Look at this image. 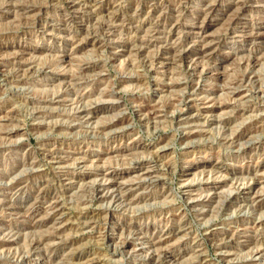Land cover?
I'll list each match as a JSON object with an SVG mask.
<instances>
[{"label": "rangeland", "instance_id": "374dc122", "mask_svg": "<svg viewBox=\"0 0 264 264\" xmlns=\"http://www.w3.org/2000/svg\"><path fill=\"white\" fill-rule=\"evenodd\" d=\"M237 2L0 0V264H264V0ZM245 230L229 259L209 236Z\"/></svg>", "mask_w": 264, "mask_h": 264}, {"label": "bare ground", "instance_id": "6f19581e", "mask_svg": "<svg viewBox=\"0 0 264 264\" xmlns=\"http://www.w3.org/2000/svg\"><path fill=\"white\" fill-rule=\"evenodd\" d=\"M243 1L244 0H238V2H237V4L238 5H242L243 4ZM164 6V5H163ZM238 7V6H237ZM241 8H242V6H240ZM239 7V8H240ZM244 7V6H243ZM21 8V7H20ZM241 8H240V10H241ZM10 10V9H9ZM20 10V9H19ZM31 10V9H30ZM240 10H236L235 11V13L234 14H236V15H234V16H236V17H239L241 14H240ZM242 11V10H241ZM3 12V11H2ZM6 12H7V9H6ZM31 12V11H30ZM215 12V7L214 6H206V5H204V9H200V11L198 12V14L197 15H199V16H201V14H211V13H214ZM18 13V12H17ZM23 13V12H22ZM115 14V13H114ZM27 23V22H26ZM173 26V25H172ZM28 27V26H27ZM111 33V32H110ZM196 33V32H195ZM252 33V32H251ZM256 34V33H255ZM263 34V33H262ZM96 35V34H95ZM247 35V34H246ZM263 35H258V34H256V35H252L251 37H254V38H258V39H261V37H262ZM198 37V36H197ZM209 37L210 36H207V37H205V38H199V43H201V44H204V43H206L207 42V40L209 39ZM158 41V40H157ZM216 41V40H215ZM211 42H213V41H211ZM211 44V43H210ZM213 44V43H212ZM154 45V44H153ZM124 46V45H123ZM193 46V45H192ZM171 47V46H170ZM170 49V48H169ZM183 49V48H182ZM118 51H119V49H118ZM194 52V51H193ZM204 52H201V51H198V52H196L195 54L194 53H188L189 55H193L194 54V56H197V55H201V54H203ZM176 55V54H175ZM179 55V54H178ZM191 55V56H192ZM182 57H184V56H182ZM185 58V57H184ZM173 62V61H172ZM183 63V62H182ZM169 65V64H168ZM197 65V64H196ZM201 65V64H200ZM193 67V66H192ZM38 71V70H37ZM207 72V71H206ZM15 74V73H14ZM21 75V74H20ZM217 75V74H216ZM80 76V75H79ZM24 77V76H23ZM195 77V76H194ZM83 78V77H82ZM203 78V77H202ZM251 78V77H250ZM76 80V79H75ZM81 80V79H80ZM251 80H253V78H251ZM255 80V79H254ZM262 80V79H261ZM257 81H259V80H257ZM257 81H253L251 84H253V85H255V84H257L258 82ZM250 84V83H249ZM189 85V84H188ZM193 86V85H192ZM241 87V86H240ZM239 87V88H240ZM234 89V91H237L238 89L237 88H233ZM260 89V88H259ZM192 90H194V89H192ZM171 91V90H170ZM173 91H174V89H173ZM114 92V91H113ZM108 93H111V92H108ZM230 93V92H229ZM114 94V93H113ZM233 94H235V93H233ZM249 94V93H248ZM247 94V95H248ZM259 94L260 95H263L264 96V86L262 87V90L260 89V92H259ZM180 95V94H179ZM241 95V94H240ZM243 96V98L240 100V101H244V104H242V106H240L239 107V105L237 104V106L235 105V109L237 110V109H239V110H241V111H243L242 109H244V107H245V105L247 104V106H248V104L250 103V101L248 100L249 98V96ZM198 96H200V95H198ZM206 96V95H205ZM81 97V96H80ZM79 97V98H80ZM110 97H111V95H110ZM180 97V96H179ZM193 97V96H192ZM196 97V96H195ZM262 97V96H261ZM86 98H87V96H86ZM104 98V97H103ZM177 98H178V95H177ZM194 98V97H193ZM248 98V99H247ZM264 98V97H263ZM84 99V98H83ZM89 99V98H88ZM114 99V98H113ZM179 99V98H178ZM186 99V98H185ZM79 100V99H78ZM180 100V99H179ZM183 99H181V101H182ZM187 100V99H186ZM191 100V99H190ZM79 101H81V100H79ZM84 101V100H83ZM82 101V102H83ZM107 101V100H106ZM176 101V100H175ZM242 101V102H243ZM81 102V103H82ZM101 102V101H100ZM110 102V101H109ZM113 102H115V101H113ZM171 102V101H170ZM176 102H178V101H176ZM183 102V101H182ZM181 102V103H182ZM187 102V101H186ZM197 102V101H196ZM107 103V102H106ZM112 103V102H111ZM173 103V102H172ZM180 103V102H179ZM238 103H239V101H238ZM262 103V102H261ZM114 104V103H113ZM112 104V105H113ZM115 104H117L116 102H115ZM167 104V103H166ZM176 104V103H175ZM229 104V103H228ZM251 104H253V103H251ZM80 105V104H79ZM83 105V104H82ZM94 105V104H93ZM233 105V104H232ZM231 105V106H232ZM258 105V107H256L255 106V108L253 109V110H256V111H262V109H263V107L262 106H259V104H257ZM262 105V104H261ZM92 106V105H91ZM79 107V106H78ZM233 107H234V105H233ZM243 107V108H242ZM254 107V106H253ZM252 107V108H253ZM79 108H82V107H79ZM101 108V107H100ZM116 108V107H115ZM159 108V107H158ZM161 108H163V107H161ZM208 109H210V110H206L207 111V113L208 112H213L212 111V109H219V110H221V109H223V108H225L224 106H217V105H210L209 107H207ZM230 108V107H229ZM242 108V109H241ZM246 108V107H245ZM57 109V108H56ZM76 109H77V107H76ZM145 109V108H144ZM164 109V108H163ZM162 109V110H163ZM84 110H85V108H84ZM102 110V109H101ZM233 110V109H232ZM248 110V109H247ZM77 111V110H76ZM87 111V110H86ZM92 111V110H91ZM106 111H107V109H106ZM111 111H113V110H111ZM116 111V110H115ZM141 111V110H140ZM139 111V112H140ZM144 111H146V110H144ZM252 111V110H251ZM114 112V111H113ZM244 112H245V110H244ZM254 112V111H253ZM40 113V112H39ZM68 113V112H67ZM95 113V112H94ZM243 113V112H242ZM52 114V113H51ZM85 114V113H84ZM98 114V113H97ZM140 114H142V113H140ZM156 114V112L155 111H151V112H148V113H146V112H143V114H142V116H141V118H143L144 120H149L150 118H153L152 116L153 115H155ZM161 114V113H160ZM215 114V113H214ZM88 115V114H87ZM196 115V114H195ZM244 115H246V114H244ZM85 116V115H84ZM83 116V117H84ZM162 116V115H161ZM184 116V115H183ZM198 116V115H197ZM207 116V115H206ZM211 116V115H210ZM224 116V115H223ZM73 117V116H72ZM75 117V116H74ZM73 117V118H74ZM80 117H81V115H80ZM106 117V116H105ZM112 117V116H111ZM196 117V116H195ZM199 117V116H198ZM214 117V116H213ZM216 117V116H215ZM36 118V117H35ZM86 118H88V117H86ZM125 118V117H124ZM189 118V117H188ZM210 117H208V119H209ZM264 118V117H263ZM6 119V118H5ZM50 119V118H49ZM81 119V118H80ZM79 119V120H80ZM106 119V118H105ZM140 119V118H139ZM207 119V120H208ZM141 120V119H140ZM151 120V119H150ZM194 120V119H193ZM192 120V121H193ZM196 120V119H195ZM188 120H186L185 122L186 123H188L187 122ZM85 122V121H84ZM112 122V121H111ZM143 122V121H142ZM191 122V121H190ZM195 122H197V121H195ZM208 122V121H207ZM262 122V121H261ZM144 123V122H143ZM192 123V122H191ZM100 124V123H99ZM108 124V123H107ZM106 124V125H107ZM125 124V123H124ZM224 124V123H223ZM89 126V125H88ZM86 127V126H85ZM111 127V126H110ZM114 127V126H113ZM115 127H117V125L115 126ZM121 127V126H120ZM250 128V127H249ZM5 129V128H4ZM106 129V128H105ZM221 130H222V128H221ZM252 130V129H251ZM113 131V130H112ZM106 134V133H105ZM235 134V133H234ZM233 134V135H234ZM232 135V134H231ZM232 135V136H233ZM245 136V135H244ZM190 137V136H189ZM234 137V136H233ZM243 137V135H239V136H237L235 139H236V141H240V139ZM10 138V137H9ZM250 139V138H249ZM231 141V140H230ZM242 141V140H241ZM7 142V141H6ZM233 142V141H232ZM237 142V143H238ZM14 143V142H13ZM15 144V143H14ZM235 144V143H234ZM137 145V144H136ZM11 146V145H10ZM235 147V146H234ZM131 154V153H130ZM161 155V154H160ZM53 157V156H52ZM158 157H159V155H158ZM52 159V158H51ZM55 158H53V160H54ZM160 159V158H159ZM164 159V158H163ZM167 159V158H166ZM157 160V159H156ZM27 161V160H26ZM55 161H57V159L55 160ZM60 161V160H59ZM62 162V161H61ZM154 163V162H153ZM30 164V163H29ZM157 164H159V163H157ZM33 165V164H32ZM25 166V165H24ZM141 166V165H140ZM166 167H168V166H166ZM259 167V166H258ZM154 169V168H153ZM109 170V169H108ZM117 170V169H116ZM146 170H147V168H146ZM155 170V169H154ZM157 170V169H156ZM114 171V170H113ZM255 171V170H254ZM88 172V171H87ZM123 172V171H122ZM145 172V171H144ZM159 172V171H158ZM157 172V173H158ZM257 172V171H256ZM129 173V172H128ZM138 173V172H137ZM126 174V173H125ZM131 174V173H130ZM153 174V172H152V170L151 171H146L143 175L146 177V176H148V178H149V176H151ZM247 174H248V170H247ZM79 175V174H78ZM108 175H110V174H108ZM141 175V174H140ZM253 175V174H252ZM111 176V175H110ZM136 176V175H135ZM91 177V176H90ZM137 178H138V175L136 176ZM137 178H136V180H137ZM151 178H153L152 176H151ZM155 178V177H154ZM104 179V178H103ZM118 179V178H117ZM157 179V178H156ZM143 180V179H142ZM148 180H150V179H148ZM152 180V179H151ZM154 180V179H153ZM160 180V179H159ZM128 181V180H127ZM134 181V180H133ZM139 181V180H138ZM141 181V180H140ZM143 181H145V179L143 180ZM108 182V181H107ZM129 182V181H128ZM136 181H134V183H135ZM142 182V181H141ZM148 182V181H147ZM89 183V182H88ZM96 183V182H95ZM124 183V182H123ZM122 183V184H123ZM134 183H131V181H130V183L129 184H134ZM138 183V182H137ZM150 183V182H149ZM97 184V183H96ZM100 184V183H99ZM98 184V185H99ZM103 184V183H102ZM105 184V183H104ZM125 184L127 185V183H126V181H125ZM125 184H123L124 186H125ZM92 185H95L94 183L92 184ZM121 185V184H120ZM70 186H72V185H70ZM82 186V185H81ZM90 186V185H89ZM100 186V185H99ZM115 186H117V185H113V184H109L108 183V185H102V189H103V193H102V198L101 199H108V198H113V199H115V200H118V201H120L121 199H123V198H126V197H128V195L130 194V193H132L133 191H134V189H128V190H126L127 192H123V187H122V189H121V187H119L120 189H118V192H119V194H118V196L116 195L115 196V194L114 195H110V192L112 191V190H110L112 187H115ZM128 186V185H127ZM130 186V185H129ZM132 186H134V187H136L137 188V190H142V189H145L144 188V183H138V184H136L135 183V185H132ZM149 187H151V184H150V186ZM235 187V186H234ZM44 188H45V186H44ZM94 188V187H93ZM131 188V187H130ZM75 189V188H74ZM115 189V188H114ZM125 189V188H124ZM127 189V188H126ZM214 189H216V187L214 188ZM213 189V190H214ZM146 190V189H145ZM99 191V190H98ZM242 191V193H244V192H246V191H251V190H249V189H246L245 188V190H241ZM262 191V190H261ZM41 192V191H40ZM99 193H101V192H99ZM137 193V192H136ZM141 193H142V191H141ZM223 193V192H222ZM237 193H239V192H237ZM139 194V193H138ZM148 194V193H147ZM221 194V193H220ZM257 194V193H256ZM264 194V193H263ZM134 195H136V194H134ZM212 195V194H211ZM214 195H217L218 196V194H214ZM262 195V194H261ZM101 196V195H100ZM126 196V197H125ZM209 196V195H208ZM224 196H225V194H224ZM223 196V197H224ZM232 196V195H231ZM250 196V195H249ZM254 196H256V195H254ZM99 197V196H98ZM133 197V196H132ZM139 197V196H138ZM142 197V196H141ZM148 197V196H147ZM238 197V196H237ZM247 197V196H246ZM95 198V197H94ZM97 198V197H96ZM100 198V197H99ZM144 198V197H143ZM153 198V197H152ZM202 198V197H201ZM225 198V197H224ZM223 198V199H224ZM229 198V197H228ZM227 198V199H228ZM98 199V198H97ZM133 201L135 200V199H133V198H131ZM142 199V198H141ZM213 199H215V197L213 196L211 199H209L208 200V202L207 201H194V205L192 206L193 208H197L198 209V207H200V208H202V207H205L206 205H208V203L210 204V202H211V200H213ZM226 199V200H227ZM251 199V198H250ZM253 202H252V204H253V206H252V208L254 207L255 209H263L264 208V196H260L259 194H258V196H256V197H253ZM59 200V199H58ZM124 200H126V199H124ZM123 200V201H124ZM130 199H128V201H129ZM231 200H233V198L231 199L230 198V202L229 203H227V204H230L231 203ZM244 200V199H243ZM248 200V199H247ZM56 201V200H55ZM92 202H93V200H91ZM101 201V200H100ZM99 201V202H100ZM156 201V200H155ZM224 201H225V199H224ZM223 201V202H224ZM229 201V200H228ZM236 201H238V200H236ZM249 201V200H248ZM97 202H98V200H97ZM122 202V201H121ZM247 202V201H246ZM145 203V202H144ZM239 203V202H238ZM243 203V202H242ZM241 203V204H242ZM49 205H50V203H48ZM51 204H52V201H51ZM57 204V203H56ZM55 203H54V201H53V204L50 206V208H49V214H48V216L49 217H58V216H60V217H62V212H60L57 208V205H56ZM121 204V203H120ZM220 204V203H219ZM226 204V205H227ZM233 203H231V206L230 207H232L233 205H232ZM244 204V203H243ZM38 205V204H37ZM224 205H225V203H224ZM122 206V205H121ZM241 206V205H240ZM191 207V208H192ZM216 207V206H215ZM242 207V206H241ZM20 208H22L21 206H18L17 208H13V206H12V208H10V211L11 212H17V210H19ZM239 208V207H238ZM34 209V208H33ZM61 209V208H60ZM206 209V208H205ZM194 210V209H193ZM256 210V211H257ZM26 211V210H25ZM195 211V210H194ZM199 211V210H198ZM203 211V210H202ZM15 212V213H16ZM92 212V211H91ZM10 213V212H9ZM65 213V212H64ZM196 213V212H195ZM199 213V212H198ZM200 213H202V212H200ZM203 213H204V211H203ZM5 214V213H4ZM3 214V215H4ZM100 214V213H99ZM113 215V214H112ZM64 216V215H63ZM85 216V215H84ZM43 217V216H42ZM59 217V218H60ZM5 218V217H4ZM41 218V217H40ZM46 218V217H45ZM44 218V219H45ZM80 218H81V216H80ZM86 218V217H85ZM93 218V217H92ZM84 219V218H83ZM91 219V218H90ZM97 219V218H96ZM55 220V219H54ZM85 220V219H84ZM38 221V220H37ZM56 221V220H55ZM182 221V220H181ZM41 222V221H40ZM82 222V221H81ZM80 222V223H81ZM85 222V221H84ZM92 222V221H91ZM44 223V222H43ZM83 223V222H82ZM39 224H41V223H36V224H34V225H32L31 227H37V226H39ZM52 224V223H51ZM8 225V224H7ZM56 225V224H55ZM81 225V224H80ZM24 226V225H23ZM23 226H21V227H23ZM17 227H18V230H20L21 229V227H19V226H16L15 228H10V231L11 230H15V229H17ZM30 227V228H31ZM40 227V226H39ZM42 227V226H41ZM55 228V227H54ZM9 229V228H8ZM35 229V228H34ZM60 229H61V227H59L58 229H57V231L56 232H54L53 234H55V235H53L55 238H58V235H60ZM169 229V228H168ZM45 230V229H44ZM178 230H181L182 231V229L180 228H178ZM183 230H184V227H183ZM242 230V229H241ZM46 231V230H45ZM86 231V230H85ZM218 231V230H217ZM24 232V231H23ZM53 232V231H52ZM80 232V231H79ZM78 232V233H79ZM177 232L178 231H175V229L174 230H168V232H166V234L163 236V238L161 239V240H159V241H157L158 243H156V242H152V243H149V244H151L152 246H154V245H161L162 243H166V242H168V241H170V239L172 238V237H174V236H176L177 235ZM184 232V231H183ZM109 233V232H108ZM182 233V232H181ZM185 233V232H184ZM183 233V234H184ZM181 235V234H180ZM2 236V235H1ZM17 236V235H16ZM49 236V235H48ZM106 236V235H105ZM162 236V235H161ZM209 236H210V239L212 240V242L213 241H216V243H214V245H215V248H216V250L222 255V257L224 256V258H230L231 257V255H232V252H230V251H227V245L226 244H224V242L225 241H227V240H231V239H236L237 241L238 240H240V239H244V240H249V239H251V236H249V232H248V230H245V231H241V232H235L234 234L233 233H231V234H228V233H224V231H222V232H211L210 234H209ZM255 236V235H254ZM85 237V236H84ZM107 237V236H106ZM110 237V236H109ZM220 237H223L222 239L220 238ZM48 238V237H47ZM55 238H52V239H55ZM60 238V237H59ZM62 238V237H61ZM80 238V237H79ZM159 238V237H158ZM34 239V238H33ZM150 239H153V238H150ZM46 240V239H45ZM68 240V239H67ZM235 240V241H236ZM0 241H3L2 239L0 240ZM44 241V240H43ZM63 241V240H62ZM172 241V240H171ZM4 242V241H3ZM14 242V241H13ZM12 242V243H13ZM40 242V241H39ZM147 242V241H146ZM1 243V242H0ZM226 243V242H225ZM77 244V243H76ZM145 244V243H144ZM143 244V245H144ZM143 245L141 246V247H143ZM60 246V245H59ZM165 246H166V244H165ZM197 246V245H196ZM195 246V247H196ZM38 247V246H37ZM50 247H51V245H50ZM202 247V246H201ZM242 247H243V245H242ZM147 248V247H146ZM150 248V247H149ZM162 248V247H161ZM198 248H200V247H198ZM237 248V247H236ZM36 249V248H35ZM160 249V248H159ZM243 249V248H242ZM76 250V249H75ZM146 250V249H145ZM144 250V251H145ZM162 250V249H161ZM203 250V249H202ZM201 250V251H202ZM231 250V249H230ZM239 250V249H238ZM237 250V251H238ZM253 251V256H254V258H262L263 259V257H264V251L263 250H261V249H259V248H256V249H252ZM36 251V250H35ZM132 251V250H131ZM142 251H143V249H142ZM235 251V250H234ZM130 252V251H129ZM151 252V251H150ZM155 252V251H154ZM163 252V251H162ZM200 252V251H199ZM198 252V253H199ZM90 253V252H89ZM235 253V252H234ZM81 254V253H80ZM132 254V253H131ZM204 254V253H203ZM219 254V255H220ZM89 255V254H88ZM162 255H164V256H166L167 258L168 257H170L171 255H172V252H169V251H166L165 253H163ZM161 255V256H162ZM174 255V254H173ZM205 255V254H204ZM9 256V255H8ZM19 256V255H18ZM17 256V257H18ZM149 256V255H148ZM157 256V255H156ZM178 256V255H177ZM199 256V255H198ZM198 256H197V258H198ZM16 257V256H15ZM83 257V255H80V256H78V259H80V258H82ZM201 257V256H200ZM202 257H203V255H202ZM150 258H151V256H150ZM152 258H153V256H152ZM155 258H157V259H160L161 260V257H155ZM204 258V257H203ZM11 259V258H10ZM19 259V258H18ZM71 259V258H70ZM77 259V260H78ZM15 260V259H14ZM153 260V259H152ZM175 260V259H174ZM173 260V261H174ZM191 260V259H190ZM206 260V259H205ZM223 260H225V259H223ZM264 260V259H263ZM49 261V260H48ZM166 261V260H165ZM167 261H168V259H167ZM163 262V261H162ZM228 262V261H227ZM230 262V261H229ZM90 263V262H89ZM155 263H156V259H155ZM208 263V262H207ZM91 264V263H90Z\"/></svg>", "mask_w": 264, "mask_h": 264}]
</instances>
